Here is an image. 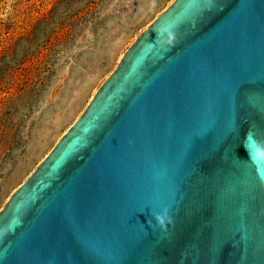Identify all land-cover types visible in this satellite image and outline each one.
<instances>
[{
  "label": "water",
  "instance_id": "1",
  "mask_svg": "<svg viewBox=\"0 0 264 264\" xmlns=\"http://www.w3.org/2000/svg\"><path fill=\"white\" fill-rule=\"evenodd\" d=\"M0 264H264V0H175L0 212Z\"/></svg>",
  "mask_w": 264,
  "mask_h": 264
},
{
  "label": "rangeland",
  "instance_id": "2",
  "mask_svg": "<svg viewBox=\"0 0 264 264\" xmlns=\"http://www.w3.org/2000/svg\"><path fill=\"white\" fill-rule=\"evenodd\" d=\"M175 0H0V212Z\"/></svg>",
  "mask_w": 264,
  "mask_h": 264
}]
</instances>
